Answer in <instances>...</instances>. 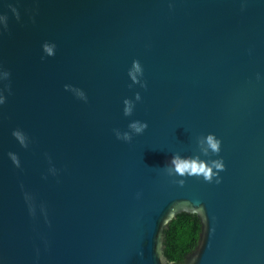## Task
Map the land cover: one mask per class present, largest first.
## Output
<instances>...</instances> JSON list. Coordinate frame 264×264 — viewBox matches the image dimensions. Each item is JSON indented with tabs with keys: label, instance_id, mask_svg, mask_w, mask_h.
<instances>
[{
	"label": "water",
	"instance_id": "1",
	"mask_svg": "<svg viewBox=\"0 0 264 264\" xmlns=\"http://www.w3.org/2000/svg\"><path fill=\"white\" fill-rule=\"evenodd\" d=\"M0 17V264H171L184 213L201 232L183 264H264V0H0ZM132 120L149 127L117 140ZM174 153L222 158L220 182L168 175Z\"/></svg>",
	"mask_w": 264,
	"mask_h": 264
},
{
	"label": "clouds",
	"instance_id": "2",
	"mask_svg": "<svg viewBox=\"0 0 264 264\" xmlns=\"http://www.w3.org/2000/svg\"><path fill=\"white\" fill-rule=\"evenodd\" d=\"M13 12L16 14V19L19 20V13L13 9ZM5 21L4 17H0V22ZM5 23V27H6ZM43 50L47 54V56L54 55V48L55 45H49L48 43L43 44ZM129 79L131 80V87L132 85H139L140 88H146V83L143 81V69L138 60H133L130 69L127 73ZM9 73L5 72L4 77L8 78ZM259 78V77H258ZM65 90H70L69 85H65ZM71 91L74 92L77 99L87 102V96L85 95L84 91L79 88H71ZM5 96L2 92H0V105L5 103ZM141 101V95L139 92L134 94L133 99L125 98L123 99V115L124 117H130L133 114V110L135 104ZM149 125L146 121L141 120H132L127 125V131L121 132L119 129H114V134L117 140H121L125 143H130L133 139V136L142 135L147 129ZM12 136L17 138L22 147L27 148L28 143L25 142V137L19 130H14L12 132ZM197 144L199 147L200 152L207 156L209 151L212 154H219L221 149V141L214 135L208 134L207 136L200 137L197 140ZM11 160L13 161L14 165L19 168L20 162L18 157L13 154L9 153ZM165 170L167 171L168 175H177L179 177H202L205 182L211 183L215 178L216 183L220 182L219 173L225 170V164L222 158L204 161L199 158V156L195 157H182L179 153H174L171 158L165 162L164 164ZM50 172L55 174V169H49ZM178 183L183 186L184 181L181 179ZM28 197L26 196V199Z\"/></svg>",
	"mask_w": 264,
	"mask_h": 264
},
{
	"label": "trees",
	"instance_id": "3",
	"mask_svg": "<svg viewBox=\"0 0 264 264\" xmlns=\"http://www.w3.org/2000/svg\"><path fill=\"white\" fill-rule=\"evenodd\" d=\"M200 232L201 225L196 215H178L164 234L166 259L171 264H183L196 249Z\"/></svg>",
	"mask_w": 264,
	"mask_h": 264
}]
</instances>
